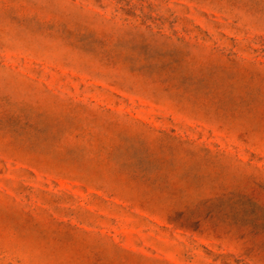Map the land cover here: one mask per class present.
Segmentation results:
<instances>
[{"label": "rangeland", "instance_id": "rangeland-1", "mask_svg": "<svg viewBox=\"0 0 264 264\" xmlns=\"http://www.w3.org/2000/svg\"><path fill=\"white\" fill-rule=\"evenodd\" d=\"M0 264H264V0H0Z\"/></svg>", "mask_w": 264, "mask_h": 264}]
</instances>
